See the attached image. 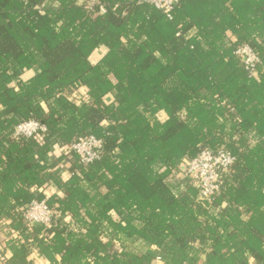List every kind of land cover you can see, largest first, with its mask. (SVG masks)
I'll return each instance as SVG.
<instances>
[{
	"label": "trees",
	"instance_id": "16d2710c",
	"mask_svg": "<svg viewBox=\"0 0 264 264\" xmlns=\"http://www.w3.org/2000/svg\"><path fill=\"white\" fill-rule=\"evenodd\" d=\"M101 3L0 0V264H264V0H184L172 19ZM243 44L262 60L253 76ZM31 119L47 132L14 138ZM89 134L104 152L84 165L70 146ZM222 146L236 161L207 207L180 166ZM34 200L50 225L26 227Z\"/></svg>",
	"mask_w": 264,
	"mask_h": 264
},
{
	"label": "built area",
	"instance_id": "2783aa9c",
	"mask_svg": "<svg viewBox=\"0 0 264 264\" xmlns=\"http://www.w3.org/2000/svg\"><path fill=\"white\" fill-rule=\"evenodd\" d=\"M184 0H138L141 4L154 6L172 19V12ZM83 7L93 15H103L107 12L101 0H80ZM180 33L178 34V36ZM234 54L242 61L245 69L253 76L262 65L260 55L248 44L239 45ZM85 94V93H84ZM47 126L39 120L31 119L18 124L13 137L30 139L36 135L46 133ZM72 151L80 162L89 165L99 160L104 152V140L94 135H85L72 143ZM236 157L224 146L217 150L205 147L199 154L180 166L184 179H187L198 190V201L210 207L214 198L220 194L223 187V177L234 165ZM55 212L45 200H34L23 215L26 227L37 225L48 226L52 223ZM17 236L18 233H15ZM152 264H163L158 256Z\"/></svg>",
	"mask_w": 264,
	"mask_h": 264
},
{
	"label": "crops",
	"instance_id": "0c3cea01",
	"mask_svg": "<svg viewBox=\"0 0 264 264\" xmlns=\"http://www.w3.org/2000/svg\"><path fill=\"white\" fill-rule=\"evenodd\" d=\"M103 53H104V47H99L97 50H96V52L91 56V61L93 62V63H95V62H97L98 60H99V58L103 55ZM38 72H39V69L38 68H35V69H33V70H31V71H28L27 73H25L24 74V76H23V78L24 79H29V78H31V77H33L34 75H36V74H38ZM161 119H165V116L164 115H162V117H161ZM46 161H47V163H48V165L51 167V168H57L58 167V161L54 158V155H50V156H48L47 158H46ZM60 166H62V169H61V174H62V177L64 178V179H67L69 176V173H68V171H67V169H66V167L64 166V165H60ZM59 168V167H58ZM179 188H180V190H183L184 189V187H185V183L184 182H182V183H180V184H178L177 185ZM54 189H53V191H55V192H58V189L56 188V187H53ZM8 230L5 228V226L3 225L2 226V229L0 230V251H2L3 252V250H4V246L6 245V243H7V240H8V238L6 239V236H8ZM6 240V241H5ZM134 245L135 246H137V245H141V246H143V251L142 252H144L148 247H147V244H145L144 242H142V241H140V242H136V243H134ZM154 248V247H153ZM32 257H34V259L35 260H38L39 261V264H48L45 260H43V259H37L38 257H37V253L35 252V254L32 256Z\"/></svg>",
	"mask_w": 264,
	"mask_h": 264
},
{
	"label": "rangeland",
	"instance_id": "374dc122",
	"mask_svg": "<svg viewBox=\"0 0 264 264\" xmlns=\"http://www.w3.org/2000/svg\"><path fill=\"white\" fill-rule=\"evenodd\" d=\"M8 238V236H6V239ZM6 241V240H5ZM5 248V246H4ZM129 248L132 250V251H136V252H142L143 251V246L141 245H137L135 246L134 244L132 245H129ZM0 253H2V251H0Z\"/></svg>",
	"mask_w": 264,
	"mask_h": 264
}]
</instances>
